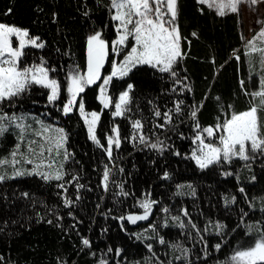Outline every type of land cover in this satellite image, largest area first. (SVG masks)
<instances>
[{
	"label": "trees",
	"instance_id": "16d2710c",
	"mask_svg": "<svg viewBox=\"0 0 264 264\" xmlns=\"http://www.w3.org/2000/svg\"><path fill=\"white\" fill-rule=\"evenodd\" d=\"M107 4L108 0H0V23L27 28L32 34L40 36L46 47L43 50H30L27 60L38 62L41 56L44 57L49 67L57 68L53 75L63 83L70 65L84 67L86 39L93 30L102 31L109 41L115 39ZM178 8V26L185 38L182 43L187 55L177 70L181 78H188L192 93L185 92L181 96L179 88L173 93V82L167 74H160L146 66L138 67L124 80H114L108 89V94L115 99L126 89L127 84L134 85L132 112L129 116L132 119L141 118L145 123V132H149L154 123H162L155 121L153 107H159L163 112L171 108L173 100L177 99L185 101V113L192 104L203 101L199 122L202 126L213 125L218 116L223 119L221 105L224 110L232 105V110L237 112L249 107L251 98L241 91V79L245 81L249 92L256 90L253 82L258 84V75L249 79L250 68L248 57L244 56L245 39H241L243 33L238 14L228 13L220 17L214 9L199 5L196 0H178ZM193 32L197 36H192ZM235 55H240L242 62L238 63L233 58ZM61 66L64 70H61ZM110 71V64H106L105 74ZM255 71L260 72L258 64ZM43 92L42 89H33L30 95L17 102L15 108H5V111L10 114L33 113L65 128L69 133L67 148L74 154L65 164V170L69 173L65 179L70 180L72 175L78 174L79 183L84 184L85 189L80 192L82 199L73 209H68L57 195L61 190L56 187L55 181L45 183L39 177L25 176L0 184V255L4 256L7 264H57L58 258L66 260L68 264H97V259L87 254L88 250L79 251L81 236L92 241V251L97 253V258L108 246L121 247L126 258L125 264H135L136 261L144 264L145 258L150 255L144 244L129 238L120 231L117 221L105 219L102 213L109 208L112 209L111 215H120L122 211L136 212L137 209L132 205L145 192H151V198L160 201L154 209L153 219L157 224L163 216L160 207L167 206L173 215L178 214L181 208H186L201 229L210 221L226 225V243L221 252H213L207 261L198 258L202 257V245L187 235H181L182 230L172 226L171 222L169 227L159 229L169 244L181 243L191 249V264H216L218 259L223 260L230 255L238 244L245 245L255 239V234L246 235L244 227L237 225L240 224L241 209L248 213L244 218L245 223L264 221V213L260 211V198L264 197V157L250 162L251 170L240 161L225 165L226 170L234 173L227 178L221 176V169L216 166L200 171L191 160L184 159L194 148L191 142L194 135L192 121L185 114L174 118V130H155L170 146L163 155L144 149L143 146L133 147L127 140L120 151L114 153L116 163L125 169L123 175L117 174L114 179L126 180L125 190L134 193V196L127 199L121 197L119 202H114L111 193L105 194L98 187L103 170L101 161L106 163L107 158L87 139L86 127L77 113L74 111L69 116H63L56 107H46V95L41 94ZM97 95L96 86L86 89L82 94L86 110L102 113L97 128L98 137L105 142L104 136L110 133L113 122L120 125L122 136H129L131 127L128 120L117 118L113 121L112 109L101 108ZM217 96L221 98L220 103L215 100ZM65 98L62 95L57 106ZM261 116L264 118V113ZM181 133L184 138H181ZM155 138L152 137L153 140ZM15 143L16 137L10 129L0 139V154L7 156ZM177 151L181 153L180 156L173 154ZM165 171L170 174L169 180L162 179ZM252 176L256 177L255 181L251 180ZM178 184H192L195 194L185 188L182 190L184 195H175ZM66 186L68 196L75 199V184ZM240 187L245 189L248 201L254 203V209L249 208L248 202L239 192ZM113 191L116 189L113 188ZM24 192L29 194V198L23 197ZM225 195H235L236 203L226 208L223 201ZM97 204H100L99 208ZM69 211L83 221L76 229L70 227L75 221L68 216ZM38 213L44 222H37ZM57 214L63 217L61 223L68 229L67 234L55 226ZM47 219H52L53 224L49 225ZM147 226L148 222H140L127 227L129 232H140ZM104 228L108 229L107 233L102 232ZM205 238L209 245L221 240L214 234V229H210V234H205ZM149 242L153 243L154 251L167 264L174 255L172 250L153 241L144 243ZM107 259L110 264H114L112 255ZM173 264L183 262L173 260Z\"/></svg>",
	"mask_w": 264,
	"mask_h": 264
},
{
	"label": "snow or ice",
	"instance_id": "6c2138e0",
	"mask_svg": "<svg viewBox=\"0 0 264 264\" xmlns=\"http://www.w3.org/2000/svg\"><path fill=\"white\" fill-rule=\"evenodd\" d=\"M99 2V0H98ZM199 5H206L209 9L215 8L216 15L224 17L228 13L238 14L244 4L253 7L264 4V0H196ZM107 8L115 32V39L109 41L102 31L93 30L86 39L85 64L81 68L79 65H70L65 73L64 82L55 77L56 67H49L48 61L40 57L39 61H28L30 50H43L46 43L40 36L34 35L27 28L16 25L0 23V138H3L11 129L16 137V143L7 156L0 158V184L6 180L16 179L25 176H35L45 183L57 182L56 187L61 191L60 196L63 206L73 209L82 197L81 190L85 185L79 183L80 176L72 175L70 180L65 177L69 173L65 170V164L73 158L74 154L67 148L69 133L63 127H55L46 124L43 120L32 117L37 127L28 123V114L9 113L5 108H15L17 102L30 95L33 89H42L46 95V107H56L63 116H69L74 111L78 112L87 130V139L99 148L107 162L103 163V170L98 187L103 193H111L115 198L114 202H119L120 198L127 199L134 196V193L125 190L126 180L117 181V174L123 175L125 169L116 163L118 153L127 140L133 147L143 146L144 149L154 150L163 155L169 150V145L156 133V129L162 131L174 130V118L187 115L192 121V144L194 145L190 155L184 159L191 160L200 171H205L213 166L221 169V176L231 177L234 173L225 169V165H231L234 161L243 162V166L251 170V163L258 157H264V21L258 20L260 30L252 39L245 43L244 56L248 57L250 68L249 79L253 75H258V84L253 82L255 91H247L245 81H239L241 91L246 97H250L249 107L244 111L232 110V105H228L224 110L221 105L223 119L216 118L213 125L202 126L199 122V112L204 107V102L192 104L185 113V101L183 99L173 100V106L161 112L159 107H153L152 115L155 121H162L153 124L149 132H145V123L141 118L132 119L129 113L132 112L134 85L129 83L126 89L121 91L117 98L113 99L108 94L109 86L114 80H124L138 67H148L160 74H167L172 80L171 91L183 96L185 92L192 93L193 89L187 83V77H180L178 65L186 58V51L182 41L179 26L178 0H108ZM87 15V13H85ZM55 19V16H54ZM192 36H197L195 32ZM244 40V37H241ZM190 43V42H189ZM111 57V59H110ZM238 63L241 61L240 55L233 57ZM214 63V61H213ZM110 64L111 71L105 74V65ZM259 65L260 72L255 71ZM61 70L63 66H61ZM96 86L99 89L97 99L103 109H112L113 121L117 118L127 119L131 133L129 136L121 135L120 125L112 123L110 133H106L104 141L98 137L97 128L101 121V112L86 111L82 94L86 89ZM62 95L66 98L60 106ZM207 97H205V100ZM220 97H215L220 103ZM35 103V101H34ZM151 104L152 102L149 101ZM181 138H184L181 133ZM155 136V140L152 137ZM180 156V152L173 153ZM170 174L165 171L162 179L169 180ZM238 179V176H237ZM256 180L255 176L251 177ZM75 184V199L68 196L66 185ZM113 188L116 191H113ZM187 188L195 194L192 184H178L175 195H184L182 191ZM91 191V189H88ZM244 199L248 202L249 208L254 209L253 202L248 201L247 193L243 187L239 188ZM25 199L29 198L27 192L22 193ZM151 192H145L141 197H137L132 207L136 212L122 211L120 215H111L109 208L102 213L105 219L117 221L120 231L129 238H134L144 244L150 254L145 258L144 264H165V261L154 251L153 241L161 246H167L174 255L167 261L173 264V260L191 264V249L184 247L181 243L169 244L164 236L160 234V228H167L170 225L181 229V235H187L189 239L196 240L202 245V258L207 261L213 252L219 253L226 243L224 239L226 225L221 222L212 223L201 229L191 218L186 208H181L178 214L173 215L167 206H161L159 211L163 214L157 224L154 217V209L160 204L159 200L151 198ZM103 199V196L101 197ZM224 206L227 208L237 201L235 195H225L223 197ZM262 204L260 211L264 213V197L260 198ZM97 208L100 204L96 205ZM242 216L240 224L243 226L246 235L255 234V239L245 245L238 244L231 251V254L223 260H217L216 264H264V221L255 223H245L244 218L248 213L241 209ZM38 221L44 219L37 214ZM68 216L75 221L71 224L72 229L83 223L72 211ZM56 227L62 228L67 234L68 229L61 223L63 217L55 216ZM53 224L52 219L46 221ZM140 222H148V226L140 232H129L128 225H137ZM190 229V230H189ZM210 229H214V234L221 237L220 242L209 245L205 234H210ZM187 230V231H186ZM108 229H102L107 233ZM235 231V229H233ZM79 235V232L77 231ZM194 234V235H193ZM198 238V239H197ZM93 243L86 237L81 236L79 251L88 250L87 254L97 259V264H110L107 257L112 255L114 264H125L123 248L108 246L106 251L97 258V253L92 251ZM178 253V254H176ZM0 264H7L4 256L0 255ZM57 264H68L66 260L57 259ZM135 264H140L136 261Z\"/></svg>",
	"mask_w": 264,
	"mask_h": 264
},
{
	"label": "rangeland",
	"instance_id": "374dc122",
	"mask_svg": "<svg viewBox=\"0 0 264 264\" xmlns=\"http://www.w3.org/2000/svg\"><path fill=\"white\" fill-rule=\"evenodd\" d=\"M212 9L215 10V8H212ZM238 15H239V18H240V23H241L243 37H244L245 43H246L247 40L252 39L253 36L260 30V25L257 23V21L258 20L264 21V4H260V5H257L255 7H253V6L249 5V4H244V5L241 6ZM110 70H111V68H110ZM98 94H99V89H98ZM97 97H98V95H97ZM101 108H102V105H101ZM86 111H88V110H86ZM92 111H96V110H92ZM76 113L79 116L78 112H76ZM20 114H28L29 115V119H28L27 122L32 124L33 127H37V125L34 123L32 117H35L37 119H41L46 124H52L55 127H62L61 125H59L56 122L55 123L51 122L48 119H45L42 116L35 115L33 113H20ZM5 156H6L5 154L4 155L0 154V158H3Z\"/></svg>",
	"mask_w": 264,
	"mask_h": 264
}]
</instances>
